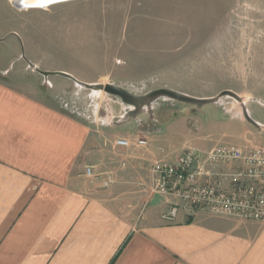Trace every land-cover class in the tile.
I'll return each mask as SVG.
<instances>
[{"label":"crops","instance_id":"0c3cea01","mask_svg":"<svg viewBox=\"0 0 264 264\" xmlns=\"http://www.w3.org/2000/svg\"><path fill=\"white\" fill-rule=\"evenodd\" d=\"M17 58L0 65V264H264V222L185 209L167 221V204H152L157 161L223 145H200L215 136L193 134L192 124L174 130L178 110L199 117L210 105L214 125L242 123L236 146L247 151L257 142L243 107L163 102L127 118L108 114L125 117L108 128L70 104L66 91L78 83L69 71Z\"/></svg>","mask_w":264,"mask_h":264},{"label":"rangeland","instance_id":"374dc122","mask_svg":"<svg viewBox=\"0 0 264 264\" xmlns=\"http://www.w3.org/2000/svg\"><path fill=\"white\" fill-rule=\"evenodd\" d=\"M14 1L0 0V65L13 66L21 54L25 65L69 71L78 84L67 98L93 124L110 128L125 117L108 114L127 111V118L163 102L180 104L165 96L127 103L107 84L137 98L166 89L243 107L256 147H264V125L255 122L264 121V0H62L26 9ZM42 78L45 88L49 77ZM226 90L236 96L219 97ZM203 114L178 110L174 130L183 134L192 124L193 134L215 136L204 147L238 145L242 123L214 125L210 105Z\"/></svg>","mask_w":264,"mask_h":264},{"label":"built area","instance_id":"2783aa9c","mask_svg":"<svg viewBox=\"0 0 264 264\" xmlns=\"http://www.w3.org/2000/svg\"><path fill=\"white\" fill-rule=\"evenodd\" d=\"M136 141L147 144L146 139ZM129 143L118 140L122 146ZM152 169L157 176L154 193L167 204L162 214L167 221L185 209L264 222V147L247 151L236 145L209 151L188 148L175 163L157 161ZM86 173L90 175L91 168Z\"/></svg>","mask_w":264,"mask_h":264},{"label":"water","instance_id":"95a60500","mask_svg":"<svg viewBox=\"0 0 264 264\" xmlns=\"http://www.w3.org/2000/svg\"><path fill=\"white\" fill-rule=\"evenodd\" d=\"M41 73L45 76L52 74L51 72H46V71H41ZM59 74L66 75V74L60 73V72H59ZM105 90L109 93H112V94H115V95L122 97L123 100L127 103L137 104V105L141 104V103L144 104L146 102H150L151 100H153L159 96H168L170 98H174V99H177L179 101L187 102V103H191V104H195V105H203V104L211 103V102L216 100L214 98L203 99V98H194V97H190V96H186V95H180V94H177L173 91L166 90V89L155 91L146 97L137 98V97H134L133 95H131L125 88L118 86V85H115V84H107L105 86ZM225 95L236 96L234 92L226 90V91L221 92L219 94V97L225 96ZM195 165L196 164L194 163L193 167H195ZM161 200H162V197L159 194L155 193L153 196L152 204H158Z\"/></svg>","mask_w":264,"mask_h":264},{"label":"bare ground","instance_id":"6f19581e","mask_svg":"<svg viewBox=\"0 0 264 264\" xmlns=\"http://www.w3.org/2000/svg\"><path fill=\"white\" fill-rule=\"evenodd\" d=\"M62 0H15L14 3L19 8H36L49 6ZM168 97V96H165Z\"/></svg>","mask_w":264,"mask_h":264}]
</instances>
